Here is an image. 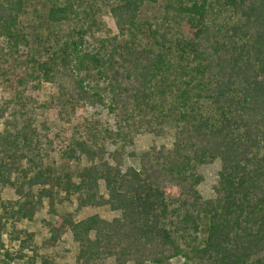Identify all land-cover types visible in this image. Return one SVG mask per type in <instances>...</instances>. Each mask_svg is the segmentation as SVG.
<instances>
[{"label": "trees", "instance_id": "trees-1", "mask_svg": "<svg viewBox=\"0 0 264 264\" xmlns=\"http://www.w3.org/2000/svg\"><path fill=\"white\" fill-rule=\"evenodd\" d=\"M160 2V18L141 20ZM0 38V78L13 88L0 99V190L17 195L0 196V264H35L34 233L15 224L43 198L55 214L60 190L78 208L119 212L47 222L51 244L70 231L75 264H264V0H0ZM43 82L56 91L39 103L26 90ZM85 106L113 127L84 119L56 152L59 132L38 115L54 109L69 123ZM140 133L171 146L152 144L123 168ZM215 160L204 197L197 169ZM8 225L15 252L1 239Z\"/></svg>", "mask_w": 264, "mask_h": 264}, {"label": "rangeland", "instance_id": "rangeland-1", "mask_svg": "<svg viewBox=\"0 0 264 264\" xmlns=\"http://www.w3.org/2000/svg\"><path fill=\"white\" fill-rule=\"evenodd\" d=\"M163 12V5L159 4H146L141 11V20L148 19L154 20V18H160ZM102 20L106 24L107 28L112 32H116L115 20L108 11L101 13ZM5 41L0 38V47L4 46ZM14 79V78H13ZM11 82L14 84V80ZM33 83L27 86L26 94L30 97L36 99L39 103L48 100L56 91L54 84L43 82L39 89H34L32 87ZM13 88L9 84L1 81L0 78V99L7 98L12 93ZM99 118L102 122H107L110 127H113V118L108 115L107 111L101 106H85L77 107L75 113L71 115V121L64 122L59 119L57 112L54 109H48L45 112L38 115L37 124L42 121H46L50 126V134L53 136L56 131L59 132V137L55 138V148L56 152L63 148L67 143L68 136L70 135V129L74 124L82 122L84 119H95ZM2 121L0 120V129L2 128ZM172 137L171 136H159L156 137L149 133L137 134L133 139V144L126 148V151L122 157V166L138 165L139 154L146 150L150 145H165L166 147L171 146ZM56 154V153H55ZM85 160H82V164H85ZM220 163L218 160L210 164L201 165L198 167L197 171L203 176V181L198 186L200 193L204 197H213V185L217 181V173L219 170ZM61 168H58V172ZM100 189L103 192V184L101 183ZM37 188H34V192ZM0 196L2 199H15L17 197L15 190L11 188H4L0 190ZM55 200L54 209L55 214L48 213L49 204L48 199L43 198L42 203L39 205L34 218L32 220H21L16 222L15 226L18 229H25L29 232L34 233L33 247L36 248L40 254L37 257L35 264H43L41 262V256L48 261V264H75V257L78 252V244L73 240L70 231L65 230L59 240L55 244H51L48 241L49 231L47 222H55L58 219V215L64 212H70L75 220L82 219L91 214H98L100 217L105 219H112L119 215V212L112 211L108 206H87V207H77V196L71 195L68 198L65 197L62 190L59 191ZM60 199V200H59ZM61 201V202H60ZM10 225L7 226L6 232L2 234L1 239L4 243V248L10 250V252H15L18 249V240H10ZM33 247L25 249V252L30 256L32 254ZM181 259L179 257L173 258L169 264H179ZM21 262V261H20ZM105 264H113L112 259H108ZM145 264H153L151 262H146Z\"/></svg>", "mask_w": 264, "mask_h": 264}]
</instances>
